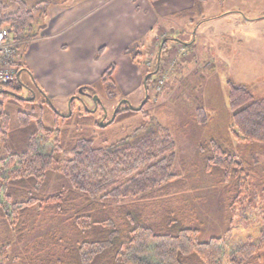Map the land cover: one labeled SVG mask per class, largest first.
<instances>
[{"label": "trees", "instance_id": "trees-1", "mask_svg": "<svg viewBox=\"0 0 264 264\" xmlns=\"http://www.w3.org/2000/svg\"><path fill=\"white\" fill-rule=\"evenodd\" d=\"M206 1L194 0L193 8L178 17L200 15ZM43 4L49 5L52 2H40L33 8H29L25 0H7V4L0 2V29H7L13 41L26 43L33 38L32 28L41 15ZM167 41L164 40L155 51L156 56L149 71H144L141 60L145 56L143 49L146 45L133 44L124 51L138 65L144 80L148 81L145 103L139 112L144 111L151 88L164 69L163 52ZM103 51L99 49L95 59ZM14 66L18 74L26 71L20 61ZM114 72L115 66L112 65L104 72L99 83L111 90L107 93L108 99L114 89L118 91L113 80ZM33 81L32 78V84ZM21 85L18 77L13 82L0 85V224L8 226L11 233L22 240L28 222H20L22 215L29 213L37 204L47 203L52 204V211L56 215L66 216L74 210L72 226L79 231L81 238L74 248L65 250L64 256L59 258L48 255L41 261L39 255L46 251V247L60 244L53 236H43L34 249H24L23 257L16 264H155L152 260L159 261L158 264H186L189 256L198 258L202 264H220L223 256L222 239L211 238L199 242V231L185 226L181 213L175 215L174 210H161L153 221L145 220L134 226L120 240V244L116 233H113L118 224L116 220H119L117 215L130 210L124 205L125 202L166 196L185 188V182L175 172V141L168 130L158 126L151 134L134 140H122L106 148L95 147L91 139L79 138L74 143L72 141L64 153V160L59 161L56 155L63 151L60 145L62 141L55 129L57 123L52 122L53 128L46 126L42 123L43 118L37 116L34 110L37 107L41 111L43 106H48L54 119L62 122L72 120L73 116L59 115L45 95L44 101L36 105L38 95L34 85L33 88L23 85L31 94L28 93L27 99H23ZM229 86L227 103L231 113L229 126L233 139L238 144L250 143L264 148V100H255L244 86L231 83ZM79 89L82 91L80 96L95 95V88ZM75 100L73 97L69 104L72 113ZM24 102L30 104L32 112L15 111L9 106H21ZM125 106L116 109L112 124L121 115L130 117L138 112ZM91 114L89 111L79 114L77 125H91ZM207 116L202 107L197 108L195 117L198 123L205 124ZM12 123L16 124L15 128ZM46 144L51 146L48 152H45ZM199 150L208 154L203 162L205 171L210 173L213 168L221 170L223 182L231 186L230 192L233 195L228 199V209L241 202L240 197L251 196L249 202L255 203L258 185H253L250 177L261 163L257 155H253L251 165L246 164L238 159L231 145L212 139L204 142ZM53 171L58 173L59 180L64 184L57 186L52 196L43 198L39 187ZM258 187L260 193L264 194V186ZM79 202L84 203L85 207L77 210L75 203ZM111 203L116 207L111 209ZM262 253L264 231L260 233L257 243H246L237 248L230 256V264H250L251 259L257 260ZM144 256H150L151 261L144 260Z\"/></svg>", "mask_w": 264, "mask_h": 264}, {"label": "rangeland", "instance_id": "rangeland-1", "mask_svg": "<svg viewBox=\"0 0 264 264\" xmlns=\"http://www.w3.org/2000/svg\"><path fill=\"white\" fill-rule=\"evenodd\" d=\"M53 1L60 5L68 2ZM0 2L7 4V0ZM25 2L29 8H33L46 0ZM43 5L44 8L47 6ZM44 8H40L41 14ZM202 8L200 16L182 21L172 20L174 25L167 26L171 37L163 52L164 69L151 88L150 99L144 106V111H138L130 117L121 115L116 123L111 122L118 106L123 109L122 105H126L125 108L135 110L144 103L145 92L140 85L143 74L138 75L137 82L136 78L131 77V91L128 95L114 89L108 99L107 93L111 90L97 84L92 98H83V102L75 100L73 113L68 102L54 101L59 115L73 116L72 120L65 122L54 119L63 151L56 155V159L63 161L66 156L64 153L72 141L74 143L79 138L91 139L95 147L106 148L122 140H134L151 134L158 126L168 130L175 141V172L185 182V188L166 196L125 202L124 205L130 210L125 213L127 215H117V228L113 230L118 244L134 226L145 220L153 221L161 210H174L175 215L181 213L185 226L199 231V242L221 238L223 256L220 264H230V256L237 248L246 243H257L260 233L264 231V194L260 193L258 187L264 186V148L235 142L230 131L231 113L227 103L229 83L244 86L255 100H264V0H207ZM178 40L183 45H179ZM149 50L150 46L143 50L145 56L141 60L144 71H149L151 66L148 64H152L156 56L155 49ZM115 87L122 92L120 84H115ZM23 94L29 95L26 92ZM93 97H97L99 103L96 110L95 104L98 103L93 101ZM35 104L39 105L40 100L36 99ZM29 105L26 102L21 106L9 104L15 111L27 113L32 112ZM201 107L208 114L203 125L195 117L197 108ZM87 111L92 113V123L79 127L76 123L77 116ZM49 112L44 107L41 111L37 107L34 110L37 116L43 118V124L53 128ZM101 123L106 126L100 127ZM211 139L231 145L238 159L246 164H252L253 155H257L261 161L255 174L250 177L253 185H258L254 204L249 202L251 196H245L239 198L241 202L228 209V199L233 195L230 192L231 186L223 182L221 170L213 168L208 173L203 167L208 154L201 153L199 147ZM45 146V152H48V147L51 146ZM63 184L58 173L51 172L39 187L41 196L49 198L55 193L57 186ZM51 206L52 204L47 203L37 204L29 213L22 215L20 222L28 220L22 240L11 233L8 226L0 224V264L18 263L17 260L23 257L24 249H34L46 235L55 237L60 244L46 247V251L39 255L41 261L48 255L60 258L64 256L66 249L76 246L81 235L72 226L74 210L61 216L54 214ZM75 206L80 210L85 204L79 202ZM115 207V204H110L111 209ZM144 257V260L152 259L150 256ZM152 262L158 264L159 261ZM186 264L202 262L189 256ZM250 264H264V253L257 260L251 259Z\"/></svg>", "mask_w": 264, "mask_h": 264}, {"label": "crops", "instance_id": "crops-1", "mask_svg": "<svg viewBox=\"0 0 264 264\" xmlns=\"http://www.w3.org/2000/svg\"><path fill=\"white\" fill-rule=\"evenodd\" d=\"M46 1L52 4L36 19L33 38L21 49L20 63L26 71L19 73L18 79L27 87L34 85L40 103L45 95L53 107L55 100L68 102L69 107L79 88H96L112 65L113 80L121 85L119 93L128 95L131 77L137 82L142 73L124 51L133 44L156 50L171 37L167 26L174 25L172 20H187L189 17L178 15L194 6V0H68L63 5ZM99 49L104 51L95 59ZM49 115L54 121L52 112Z\"/></svg>", "mask_w": 264, "mask_h": 264}, {"label": "built area", "instance_id": "built-area-1", "mask_svg": "<svg viewBox=\"0 0 264 264\" xmlns=\"http://www.w3.org/2000/svg\"><path fill=\"white\" fill-rule=\"evenodd\" d=\"M22 42L12 40L7 29H0V84L6 85L17 78L14 64L22 58Z\"/></svg>", "mask_w": 264, "mask_h": 264}, {"label": "flooded vegetation", "instance_id": "flooded-vegetation-1", "mask_svg": "<svg viewBox=\"0 0 264 264\" xmlns=\"http://www.w3.org/2000/svg\"><path fill=\"white\" fill-rule=\"evenodd\" d=\"M146 83H148V81H147V79H145L144 81H143V83H142V87L144 88V92L146 93L147 92V87H146ZM149 83H151V81H149ZM29 94H30V92H28ZM31 95V94H30ZM82 98L83 97H85V96H81ZM81 97H78V99L77 100H79L80 102H82V99H81ZM22 98L23 99H27V98H25V97H23L22 96ZM86 98V97H85ZM88 98H92V97H88ZM98 106H99V103L98 104H95V108H98ZM119 107V106H118ZM117 107V108H118Z\"/></svg>", "mask_w": 264, "mask_h": 264}, {"label": "water", "instance_id": "water-1", "mask_svg": "<svg viewBox=\"0 0 264 264\" xmlns=\"http://www.w3.org/2000/svg\"><path fill=\"white\" fill-rule=\"evenodd\" d=\"M81 93H82V91L79 90V94H81ZM93 101H94L95 103H98V99H97V97H93ZM144 103H145V101H144ZM144 103H143L139 108H137V109H135V110H133V111H140V110L142 109ZM114 118H115V116L113 117L112 121L114 120ZM112 121H111V122H112ZM105 126H106V124H104V123H101V124H100V127H105Z\"/></svg>", "mask_w": 264, "mask_h": 264}, {"label": "bare ground", "instance_id": "bare-ground-1", "mask_svg": "<svg viewBox=\"0 0 264 264\" xmlns=\"http://www.w3.org/2000/svg\"><path fill=\"white\" fill-rule=\"evenodd\" d=\"M117 111V110H116Z\"/></svg>", "mask_w": 264, "mask_h": 264}]
</instances>
